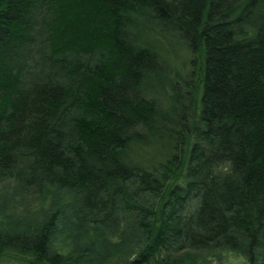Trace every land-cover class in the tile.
Masks as SVG:
<instances>
[{"label":"trees","instance_id":"1","mask_svg":"<svg viewBox=\"0 0 264 264\" xmlns=\"http://www.w3.org/2000/svg\"><path fill=\"white\" fill-rule=\"evenodd\" d=\"M4 180L0 264H264V0H0Z\"/></svg>","mask_w":264,"mask_h":264},{"label":"rangeland","instance_id":"2","mask_svg":"<svg viewBox=\"0 0 264 264\" xmlns=\"http://www.w3.org/2000/svg\"><path fill=\"white\" fill-rule=\"evenodd\" d=\"M173 54L170 61L178 70V73L183 74L187 71V52L184 47L176 42L171 41ZM13 184L4 180L0 182V227L7 226L15 221V218L20 217L23 213L34 214L39 209V204H43L46 200H41L31 192L13 193ZM10 228V226H9ZM196 264H246L245 259L239 253L232 251H216L208 254Z\"/></svg>","mask_w":264,"mask_h":264},{"label":"water","instance_id":"3","mask_svg":"<svg viewBox=\"0 0 264 264\" xmlns=\"http://www.w3.org/2000/svg\"><path fill=\"white\" fill-rule=\"evenodd\" d=\"M246 264H248V263H246Z\"/></svg>","mask_w":264,"mask_h":264}]
</instances>
